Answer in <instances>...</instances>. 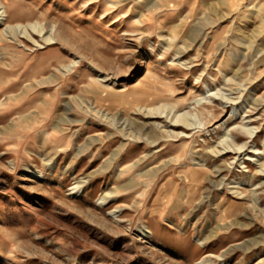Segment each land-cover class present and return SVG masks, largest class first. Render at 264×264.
I'll return each instance as SVG.
<instances>
[{"label": "rangeland", "instance_id": "obj_1", "mask_svg": "<svg viewBox=\"0 0 264 264\" xmlns=\"http://www.w3.org/2000/svg\"><path fill=\"white\" fill-rule=\"evenodd\" d=\"M0 7V264H264V0Z\"/></svg>", "mask_w": 264, "mask_h": 264}, {"label": "bare ground", "instance_id": "obj_2", "mask_svg": "<svg viewBox=\"0 0 264 264\" xmlns=\"http://www.w3.org/2000/svg\"><path fill=\"white\" fill-rule=\"evenodd\" d=\"M1 8V7H0ZM5 12H6V10H1L0 9V21H3V16L5 15ZM5 21V20H4ZM34 23V22H33ZM32 25V24H31ZM35 25V24H34ZM41 26V25H40ZM21 28L20 30H19V33H17V29L16 28ZM33 26H31V28H32ZM31 29H29V31H30ZM35 31H36V29H34ZM4 31V33L8 36V35H12V34H17V36H19V37H24L25 39H27V40H30V41H32V43L33 42H35V41H33V39H32V33H31V35H30V32L28 31H26V29H25V27H21V25L20 24H17V25H10V24H6L5 25V27H4V29L2 30V32ZM31 31H33V29L31 30ZM38 31V36H39V38H41L40 40L43 42V43H49V41L51 40V37L49 36V35H47L46 34V36H43V34L41 33L42 32V29H39V30H37ZM45 33V32H44ZM11 37V36H10ZM53 39V38H52ZM39 40V39H38ZM41 43V42H40ZM42 43V44H43ZM38 44V43H37ZM40 45V44H39ZM87 108V107H86ZM164 110H165V108H164ZM158 111V110H157ZM170 112H168V114H169ZM186 113V112H185ZM164 114H165V112H164ZM167 114V113H166ZM171 114V113H170ZM185 116V115H184ZM183 116V113L182 114H175L174 115V118L173 119H171V126H177V125H181V126H183V127H187L188 125H189V123H188V121H187V119H186V117H184ZM168 118V117H167ZM240 129L247 135V137H251L252 136V134L255 132V127H253V126H249V125H244V124H242V125H240ZM224 139H225V137L223 138V139H221L220 141L222 142V140L224 141ZM220 142V143H221ZM231 145H226V146H223L222 147V149H219V150H213L214 151V153H220L221 152V150H227V151H230V152H233L234 154H237V155H239V154H242V151H245L246 149H244V146H245V144L243 143V144H239V145H233V146H231ZM252 148V147H251ZM253 152H255V151H253ZM255 153H258V152H255ZM245 159H247V160H253V158L250 156V155H248ZM257 160V159H256ZM259 171H261V172H263V174H264V163H261V164H259ZM260 172V173H261ZM201 261V260H200ZM199 263H201V264H203L204 262L203 261H201V262H199Z\"/></svg>", "mask_w": 264, "mask_h": 264}, {"label": "crops", "instance_id": "obj_3", "mask_svg": "<svg viewBox=\"0 0 264 264\" xmlns=\"http://www.w3.org/2000/svg\"><path fill=\"white\" fill-rule=\"evenodd\" d=\"M225 4L228 5L230 9H234L235 7L242 5V4H247V7L250 6V1L251 0H223Z\"/></svg>", "mask_w": 264, "mask_h": 264}]
</instances>
